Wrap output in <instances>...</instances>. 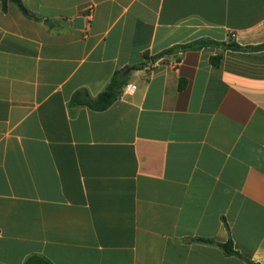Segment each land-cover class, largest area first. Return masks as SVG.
<instances>
[{"label": "crops", "instance_id": "1", "mask_svg": "<svg viewBox=\"0 0 264 264\" xmlns=\"http://www.w3.org/2000/svg\"><path fill=\"white\" fill-rule=\"evenodd\" d=\"M22 2L37 19L0 0V264H264V50L147 60L264 42V0ZM116 71L132 93L71 102Z\"/></svg>", "mask_w": 264, "mask_h": 264}, {"label": "trees", "instance_id": "2", "mask_svg": "<svg viewBox=\"0 0 264 264\" xmlns=\"http://www.w3.org/2000/svg\"><path fill=\"white\" fill-rule=\"evenodd\" d=\"M13 2L17 5L19 10L27 17L37 19V17L31 13L23 4L22 0H1L2 9H6L7 2ZM206 46H218L222 49H229L234 51H242V52H252V51H261L264 50V42L256 44V45H240L235 42L225 43L223 41H215L207 38H200L194 41L175 45L164 50L161 53H158L154 56L148 57V61H155L157 58L163 56L164 54H169L173 52L187 51V50H199ZM221 55H213L210 57L211 64L217 66L220 62ZM143 65H135L134 68H141ZM127 78L122 75L121 71H116L111 76L106 87L99 92L95 97H91L85 90L76 91L71 98V102L79 105L88 106L94 110H104L107 108L112 102H114L120 95L123 86L126 84ZM182 86V85H181ZM205 240V239H202ZM210 241V240H206ZM225 253H236L231 244V240L220 244ZM26 264H51L45 257L33 255L27 258Z\"/></svg>", "mask_w": 264, "mask_h": 264}, {"label": "built area", "instance_id": "3", "mask_svg": "<svg viewBox=\"0 0 264 264\" xmlns=\"http://www.w3.org/2000/svg\"><path fill=\"white\" fill-rule=\"evenodd\" d=\"M91 13L88 14V17L90 18ZM136 89V85L133 83H127L122 88V93H132Z\"/></svg>", "mask_w": 264, "mask_h": 264}, {"label": "water", "instance_id": "4", "mask_svg": "<svg viewBox=\"0 0 264 264\" xmlns=\"http://www.w3.org/2000/svg\"><path fill=\"white\" fill-rule=\"evenodd\" d=\"M130 69H126V73L129 71Z\"/></svg>", "mask_w": 264, "mask_h": 264}]
</instances>
